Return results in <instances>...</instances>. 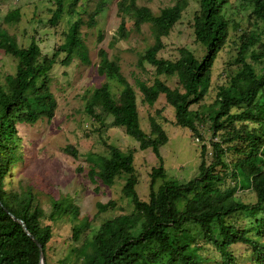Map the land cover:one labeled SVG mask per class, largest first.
I'll list each match as a JSON object with an SVG mask.
<instances>
[{
  "label": "trees",
  "instance_id": "obj_1",
  "mask_svg": "<svg viewBox=\"0 0 264 264\" xmlns=\"http://www.w3.org/2000/svg\"><path fill=\"white\" fill-rule=\"evenodd\" d=\"M65 1L55 0L51 24L57 23L63 15ZM226 1L199 0L192 26L195 40L203 47L204 53L198 58L188 48L181 47L174 60L159 57L158 52L163 48L162 38L181 18L187 0H176L162 8L159 14H153L146 6L135 5L133 0L122 8L132 15L136 28L147 23L153 35L152 44L144 49L138 61L150 64L156 75L150 84L138 82L142 102L151 105L163 94L166 103L174 109L176 125L189 129L196 136L199 135L196 122L201 121L202 116L190 106L202 101L209 88L215 58L228 41L230 21L222 11ZM76 2L73 0L71 5ZM250 3L251 18L260 21L264 28V0H250ZM19 15V9H13L6 14L4 21L16 22ZM79 28L80 19L71 22L66 41L50 56L41 55L34 40L27 47H20L12 36L0 32V53L16 60L15 73L6 74L0 82V264H39L38 246L11 215L22 220L28 232L41 244L47 264V244L52 232L49 224H41L42 207L29 188L22 192L6 190L4 179L22 158L16 124H32L41 116L50 118L53 114L55 101L48 86V72L59 52L67 53L60 60L62 65H68L74 53L85 59ZM256 31L252 28L238 36L236 59L239 69L229 74L226 85L218 88L212 111L208 114V128L219 137L211 143L212 160L206 163L202 159L198 175L185 183L163 180L165 169L159 147L167 142V135L154 117L149 118L150 133L142 130L134 89L115 62L104 60L103 70L122 85V90L114 96L106 83L96 87L87 101L86 113L97 119L99 115L94 109L98 107L111 115L112 124L123 127L141 150L152 149L159 165L151 169L148 200H142L136 190L138 177L133 164L134 151L124 152L105 144L107 154L98 157L96 168L92 166L88 175L92 181L97 176L108 186L117 177L126 175L122 193L129 198L134 211L117 214L103 222L92 237L85 238L75 248L74 264H203L190 254L188 241L181 236L185 232L182 227L188 222L199 225L204 242L219 251L221 264H240L229 250L235 243L249 246L253 260L264 264V242L244 229L227 224L224 219L237 210L252 213L259 208L264 210V38L262 32ZM159 75L176 76L179 87H169L157 77ZM64 151L77 155L71 145H67ZM203 154H206L204 145L201 146V157ZM226 176L233 178L234 186L228 198H221V184ZM157 179H162V183L153 190ZM240 179L246 181L255 193L254 204L232 199ZM191 194L192 197L188 198ZM181 199L185 200L183 211L176 206ZM51 205L50 220L66 215L74 220L78 214L70 203L63 205L52 200ZM96 206L98 212H104L108 207L114 208L115 202H98ZM169 229L177 233L171 235ZM253 231L255 237L264 236V217L255 219ZM78 235L79 228L73 226L72 238L77 240Z\"/></svg>",
  "mask_w": 264,
  "mask_h": 264
},
{
  "label": "rangeland",
  "instance_id": "obj_2",
  "mask_svg": "<svg viewBox=\"0 0 264 264\" xmlns=\"http://www.w3.org/2000/svg\"><path fill=\"white\" fill-rule=\"evenodd\" d=\"M175 1L133 0L135 5L146 6L153 14H159L162 8ZM54 2L55 0H0V32L12 36L20 47H27L34 40L41 55L50 56L66 41L70 23L78 19L79 36L85 46V59L74 53L70 63L62 65L60 60L67 53L60 51L48 72V86L55 101L52 116H41L32 124H16L22 158L11 167L10 174L4 179V188L16 192L29 188L42 207L44 215L41 224H49L52 232L47 244V264H74L75 248L85 238L92 237L103 222L117 214L134 211L129 198L122 193L126 175L117 177L109 186L97 176L92 181L88 175L91 167H95L98 157L107 154L105 144L114 145L124 152L134 151L133 164L138 177L136 190L142 200H148L151 169L159 165L152 149L141 150L138 142L127 135L123 127L112 124L111 115L98 107L94 111L99 118L94 119L86 113L87 101L96 87L106 83L114 96H118L122 90V85L103 70L104 60L115 62L134 89L142 130L150 133L149 118L154 117L167 135V142L159 147L165 169L163 180L185 183L198 175L202 159L206 163L212 160L211 143L219 137L214 136L208 128V114L212 111L218 88L226 85L229 74H234L239 69L236 59L238 36L255 28L257 33L262 32L264 38V28L260 21L251 18L250 0H227L223 5L222 11L230 21L228 41L215 58L209 88L202 101L190 106V109H197L202 116V120L196 122L199 131L196 136L189 129L176 125L174 109L166 103L163 94L151 105L142 102L138 82L150 84L156 75L150 64H140L138 61L144 49L152 44L153 35L147 23L136 28L132 15L122 10L129 0H77L74 5H71L73 0H66L63 15L57 23L51 24ZM198 6L199 0H187V7L181 18L169 34L162 38L163 48L158 52L159 57L174 60L179 55V48L185 47L201 58L203 47L195 40L192 26L193 15ZM13 9H19L18 21L5 22L4 17ZM97 9L99 12L94 14ZM15 69L16 60L0 53V82L6 74L15 73ZM157 77L171 88L179 87L176 76ZM67 145L77 151L76 156L64 151ZM202 145L206 149L203 157L200 155ZM161 183L162 179H157L153 190H157ZM233 186V178L226 176L221 184V198H228ZM191 197L192 194L188 195V198ZM232 199L251 205L256 198L251 186L240 179L235 196L232 193ZM52 200L63 205L70 203L75 207L78 212L75 219L66 215L50 220ZM109 200L115 202L114 208L108 207L106 211L98 212L96 204ZM176 206L179 211H183L185 200L177 201ZM260 217H264L263 208L253 213L237 210L224 219L227 224L244 229L249 235L264 242V236L255 237L253 231L254 221ZM213 224L216 226L215 221ZM73 226L79 228L80 238L77 240L72 238ZM182 230L185 232H179L186 237L193 257L202 260L203 264H221L219 251L204 242L199 225L188 222ZM169 232L171 235L177 233L171 229ZM229 250L240 264H257L253 260L251 248L246 244H232ZM165 259L166 256L163 257V262Z\"/></svg>",
  "mask_w": 264,
  "mask_h": 264
},
{
  "label": "water",
  "instance_id": "obj_3",
  "mask_svg": "<svg viewBox=\"0 0 264 264\" xmlns=\"http://www.w3.org/2000/svg\"><path fill=\"white\" fill-rule=\"evenodd\" d=\"M11 216H12V218H13L14 220H16L18 223H20V224L22 225V227H23L25 233H26L27 235H29V236L35 241V243H36V245L38 246L39 251H40V252H39V264H45L44 254H43V251H42L41 244H40L36 239H34L33 236L28 232V230L26 229L25 223H24L22 220H20V219L14 217L13 215H11Z\"/></svg>",
  "mask_w": 264,
  "mask_h": 264
}]
</instances>
